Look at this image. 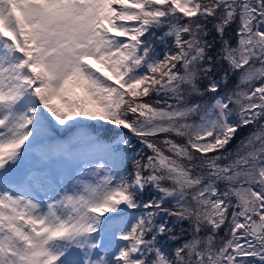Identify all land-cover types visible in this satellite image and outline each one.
Masks as SVG:
<instances>
[{"label": "snow or ice", "instance_id": "1", "mask_svg": "<svg viewBox=\"0 0 264 264\" xmlns=\"http://www.w3.org/2000/svg\"><path fill=\"white\" fill-rule=\"evenodd\" d=\"M0 264H264V0H0Z\"/></svg>", "mask_w": 264, "mask_h": 264}, {"label": "trees", "instance_id": "2", "mask_svg": "<svg viewBox=\"0 0 264 264\" xmlns=\"http://www.w3.org/2000/svg\"><path fill=\"white\" fill-rule=\"evenodd\" d=\"M209 28H211V25H209ZM156 51L159 52V53H162L164 50H165V46L164 44L160 43L159 41L156 42ZM86 123H89V124H95L96 127L94 129H91L90 132H92L93 135H99L101 136L102 138L106 137L107 135H109V133L107 132L106 128L105 127H101V125L104 124V122L102 121H85ZM101 127V128H99ZM108 127H112V126H108ZM247 129H242L241 132L238 134L237 136V141H239V139L243 136V135H246L247 134ZM233 144V146L235 145V143ZM133 144L136 145V149L137 151H145V149H143L142 146H140L137 141L135 139H133ZM130 155H132L133 153H129ZM131 167V165H129V168Z\"/></svg>", "mask_w": 264, "mask_h": 264}]
</instances>
